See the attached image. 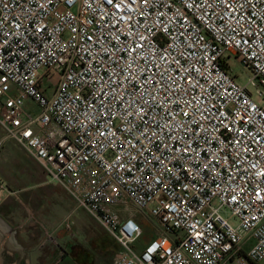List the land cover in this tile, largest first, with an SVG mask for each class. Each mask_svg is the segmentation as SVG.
<instances>
[{
	"label": "built area",
	"instance_id": "2783aa9c",
	"mask_svg": "<svg viewBox=\"0 0 264 264\" xmlns=\"http://www.w3.org/2000/svg\"><path fill=\"white\" fill-rule=\"evenodd\" d=\"M0 125L112 264L264 261V0H0Z\"/></svg>",
	"mask_w": 264,
	"mask_h": 264
},
{
	"label": "rangeland",
	"instance_id": "374dc122",
	"mask_svg": "<svg viewBox=\"0 0 264 264\" xmlns=\"http://www.w3.org/2000/svg\"><path fill=\"white\" fill-rule=\"evenodd\" d=\"M236 66V65H235ZM236 70L239 72L240 81L245 82L248 76V70L237 64ZM24 152V153H23ZM36 164L33 170L41 171V167L32 159L26 150L17 144L12 138L8 137L3 127L0 125V183H2L5 191L17 190L6 196L0 204V211L3 210L4 215L17 225V228H30L28 234L32 239L42 237L41 240L52 239L55 242L59 237L64 236L65 242L71 241L85 247V253L79 254V249H75L73 253L77 259L73 264H81L78 258L95 259L96 264H112L113 252L116 249V243L108 233L88 212L78 209L70 213L69 207L66 205V216H59V221H63L61 225H55L57 216L52 215L48 211L46 203L54 200V195L41 189L33 188L26 190L25 184L38 179L37 173H32V168L27 161V157ZM52 187H57L52 183ZM31 188V186L29 187ZM68 194V193H67ZM68 204L71 205L74 201L68 199ZM62 205V204H61ZM64 206V205H62ZM221 214L228 217L229 211L226 209L220 210ZM143 228V237L147 238L153 235V229L149 228V223L139 221ZM57 224V223H56ZM28 230V229H27ZM2 236L1 246L4 250L11 251L13 248L9 242V237L12 232L4 231ZM17 235V234H16ZM0 236V237H1ZM7 246V247H5ZM79 247V246H78ZM61 257L62 254H61ZM258 264H264V261H258Z\"/></svg>",
	"mask_w": 264,
	"mask_h": 264
},
{
	"label": "crops",
	"instance_id": "0c3cea01",
	"mask_svg": "<svg viewBox=\"0 0 264 264\" xmlns=\"http://www.w3.org/2000/svg\"><path fill=\"white\" fill-rule=\"evenodd\" d=\"M24 153V152H23ZM27 157V161L29 162V165L32 168V173H37L38 179L33 180L31 183L25 184L26 190H33V188L41 189L46 192H50L51 194L54 195V200H50L46 203V206L48 208V211L51 212L52 215L57 216V221L53 222L55 225H61L63 221L58 222L59 216L65 215L66 214V205L70 209V213L68 215H71V213L75 212L78 209L74 208L73 203L69 205L68 199H72L69 194L63 189V187L53 181L52 179L49 178V176L45 173V171L41 167V171H36L33 170L34 162H32L29 158L28 155L24 154ZM33 159V158H32ZM35 161V160H34ZM52 183L56 184L57 187H52ZM31 186V188H29ZM17 191V190H16ZM15 190H12L10 192H13V194H16ZM8 191H4V198L1 200L0 204L4 201L6 196H9ZM64 206H62V205ZM1 214H5L2 211H0ZM66 216V215H65ZM6 217H2L8 225H12L13 223L10 222V220ZM10 223V224H9ZM57 223V224H56ZM15 227V225H14ZM16 228V227H15ZM28 229V230H27ZM30 228H18L17 235L12 234V236L9 237V242L11 243L13 248H10L11 251L4 250V248L1 246L2 243V236L0 237V264H73L75 259H73L72 253L69 255H65L61 257L62 250L61 248H64L67 246V244L71 241L65 242V237H59L58 241L55 242L52 239H45L41 240L42 237L35 238L31 240L32 236L28 234ZM12 230V228H11ZM5 231V230H4ZM3 232V230L0 228V234ZM8 232V231H7ZM7 247V246H5Z\"/></svg>",
	"mask_w": 264,
	"mask_h": 264
},
{
	"label": "flooded vegetation",
	"instance_id": "af4514ba",
	"mask_svg": "<svg viewBox=\"0 0 264 264\" xmlns=\"http://www.w3.org/2000/svg\"><path fill=\"white\" fill-rule=\"evenodd\" d=\"M11 222V221H10ZM10 224V223H9ZM11 228H12V234H17V231H18V228H17V225H14L12 226L11 224L9 225ZM79 246V247H78ZM79 249V254H83V252L85 253V247L84 246H80L78 243L76 242H72V243H68L66 247L64 248H61L60 249L62 250V255L65 256V255H69L70 253H72V258L73 259H77L76 255L73 253V251H75V249ZM80 260V263L81 264H96L95 262V259L91 258V259H88V258H78Z\"/></svg>",
	"mask_w": 264,
	"mask_h": 264
},
{
	"label": "water",
	"instance_id": "95a60500",
	"mask_svg": "<svg viewBox=\"0 0 264 264\" xmlns=\"http://www.w3.org/2000/svg\"><path fill=\"white\" fill-rule=\"evenodd\" d=\"M0 228L2 230L11 232V227L8 225V223L2 218V216L0 215Z\"/></svg>",
	"mask_w": 264,
	"mask_h": 264
}]
</instances>
